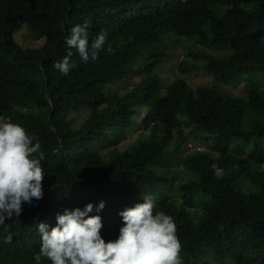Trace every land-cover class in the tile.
<instances>
[{"label":"trees","instance_id":"1","mask_svg":"<svg viewBox=\"0 0 264 264\" xmlns=\"http://www.w3.org/2000/svg\"><path fill=\"white\" fill-rule=\"evenodd\" d=\"M19 21L43 38L40 47L14 41ZM76 24H87L89 41L100 30L106 40L95 60L82 62L71 49L75 66L62 75L52 65L66 55L63 38ZM173 36L231 51L212 55L186 46L219 85L194 90L181 78L166 85L157 71ZM199 68L182 62L178 72ZM133 78L136 85L123 93L105 89ZM262 78L264 0H0V116L24 126L45 152L43 196L22 204L18 219L6 218L13 235L4 243L0 233V264H50L34 259L36 224L51 227L57 212L87 202L104 201L88 215H100L102 237L115 239L118 211L144 195L154 211L173 218L182 264H264ZM240 86L239 96L226 89ZM81 111L88 114L79 123L74 116ZM181 126L205 151L179 160L189 172L178 182L179 206L169 189ZM133 135L135 144L118 148ZM213 163L224 169L222 178L212 175Z\"/></svg>","mask_w":264,"mask_h":264},{"label":"clouds","instance_id":"2","mask_svg":"<svg viewBox=\"0 0 264 264\" xmlns=\"http://www.w3.org/2000/svg\"><path fill=\"white\" fill-rule=\"evenodd\" d=\"M87 24H76L64 39L66 55L53 62V68L67 75L75 66L70 60L75 49L82 62L95 60L106 40V31L100 30L91 41ZM227 87V86H226ZM45 159L39 139L20 124L0 116V233L9 243L13 233L8 231L6 218H19L22 204H31L43 196L42 168ZM212 175L220 179L224 169L213 163ZM104 207L100 200L87 202L70 210L64 208L55 214V224L40 221L36 224L39 249L34 259L46 258L50 264H182L181 243L173 218L162 210L154 211L151 196H142V202L118 211L121 224L115 239L105 240L100 229V215H88Z\"/></svg>","mask_w":264,"mask_h":264},{"label":"rangeland","instance_id":"3","mask_svg":"<svg viewBox=\"0 0 264 264\" xmlns=\"http://www.w3.org/2000/svg\"><path fill=\"white\" fill-rule=\"evenodd\" d=\"M249 4H243V8L246 9L248 8ZM249 8H255V7H249ZM213 11L216 13L217 16L219 17H223L225 14V9L220 6V5H216L213 8ZM256 12V11H255ZM204 31H207V29L205 28ZM13 39L14 41L23 49L28 48V47H40L43 43V38L38 37L37 35H35L34 33L31 32V30H29L28 26L23 22V21H19L18 22V27L16 28L14 34H13ZM186 38H183V40H185ZM186 46H190L192 48V52L194 53H198L199 49H201L200 47H198L193 41L187 40L184 41V44H182L177 37L173 36L170 38H167V44H166V48L164 50V52L169 56L168 59L166 61L161 62L160 67L157 71V73L162 76L163 80L166 81V85L171 82L172 80H175L176 78H181L184 79L186 81V83L189 84V86L191 88L198 89V88H210L213 87L215 85H219V83H214V81L212 80L211 76L208 75L206 72L203 71V69L201 68L200 65L203 64V62L201 60H197L192 58L191 56L188 55L187 50H186ZM200 52L205 53V54H212V55H230L231 51L228 49V51L225 50H218L217 52L208 50V49H201ZM182 62H188V63H195L197 65H199V69H197L195 72H191L188 73L186 75H182L180 74V72H178V67H180V64ZM130 83L127 84L126 81L119 83L118 84H112L109 86H105V89H108L114 93H123L125 91H127L129 88L133 87L131 85L135 84L137 80L135 78L131 79L130 81H128ZM262 84L261 87L264 88V78H262ZM118 83V82H116ZM134 85V86H135ZM228 91L233 92L234 95H241L242 91H243V87L240 86L238 88L235 89V91L226 88ZM86 113V114H85ZM87 112L85 111H81L75 114V120H77L79 123H81L84 120V117L87 116ZM249 118L247 119L248 122ZM246 122V123H247ZM190 128H187L185 126H181L178 130H176L175 134L178 138V140L181 143L180 149L178 150L177 154H176V159L174 162H172L170 168L177 171L176 174V180L174 182V184L172 185L173 187L171 188V190L169 189V194L170 197L172 199L175 200V202H177V204L179 203V206L181 205V200H182V195L179 191L178 188V182L182 176V173H189L187 172L183 166L179 163V160H181L184 156L188 155V154H192L193 152H203L205 151V149L198 145L196 143V141H194L193 139L189 138L187 136V132ZM136 135L131 136V138L124 144H120L118 146L119 149H122L124 147H127L129 145H133L136 143L135 139H136ZM238 142L235 141L234 144H237ZM196 144V145H195ZM240 148H243V144L240 143L239 144ZM235 153V152H233ZM204 204L206 203V200L203 201ZM195 215V213H194Z\"/></svg>","mask_w":264,"mask_h":264}]
</instances>
